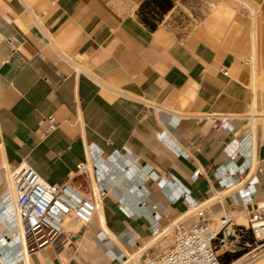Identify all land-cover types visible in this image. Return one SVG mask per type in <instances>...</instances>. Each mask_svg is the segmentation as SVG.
Instances as JSON below:
<instances>
[{"label": "crops", "instance_id": "0c3cea01", "mask_svg": "<svg viewBox=\"0 0 264 264\" xmlns=\"http://www.w3.org/2000/svg\"><path fill=\"white\" fill-rule=\"evenodd\" d=\"M144 1L0 0V264H140L157 250H142L155 214L244 211L236 189L220 195L213 172L226 163L264 198V0H171L155 29ZM217 115L241 120L216 137ZM87 160L90 175L70 182L107 189L93 221L71 223L61 251L26 253L10 234L14 171L26 163L60 183Z\"/></svg>", "mask_w": 264, "mask_h": 264}, {"label": "built area", "instance_id": "2783aa9c", "mask_svg": "<svg viewBox=\"0 0 264 264\" xmlns=\"http://www.w3.org/2000/svg\"><path fill=\"white\" fill-rule=\"evenodd\" d=\"M42 58L45 56L41 55ZM228 74V70L223 71ZM261 116H264V108ZM241 116H212V127L215 136L230 132ZM48 132L57 129L58 124L53 116L43 119ZM92 163L89 160L78 162L76 169L69 173L67 179L60 183L47 182L31 165L22 163L13 173V183L16 197L13 203V224L10 234L15 241H20L25 252H36L41 248L51 246L61 251L70 245L71 217L75 216L82 226H88L93 221L98 200L107 194V189L97 185L94 195L83 194L71 184L77 174L88 177ZM94 164V163H93ZM264 170V163H259ZM199 170L191 175L192 180L199 177ZM154 175L153 172L150 173ZM213 175L222 188H235L244 205L248 223H239L232 214L234 210L224 211L219 217L218 226H214L206 202L189 204L190 210L180 218L162 224V215L155 214L151 223L153 248L159 251L157 255L148 252L145 264H223L217 246L225 247L226 251L243 255L264 248V198H259L254 187L258 183L256 176H249L247 182L239 174L238 168L227 163L217 167ZM93 191V188H92ZM185 197L188 193L182 192ZM170 199L178 196L168 193ZM8 194H4V203L10 204ZM138 214L146 213V209ZM192 214L193 222L188 221ZM17 223V226L15 225ZM172 233L173 243L167 250H162L161 241ZM150 249L152 246L149 247ZM19 258L21 255L19 254ZM16 259H10L12 264Z\"/></svg>", "mask_w": 264, "mask_h": 264}, {"label": "rangeland", "instance_id": "374dc122", "mask_svg": "<svg viewBox=\"0 0 264 264\" xmlns=\"http://www.w3.org/2000/svg\"><path fill=\"white\" fill-rule=\"evenodd\" d=\"M222 214H223V212L221 214H219L218 216L213 217L214 226H218L219 217ZM233 215L235 218H237V216H239V213H236ZM173 238H174V236L170 232L167 235V237L163 241H161L162 250H167L169 248V246H171V244L173 243ZM150 239L151 238H149L147 240V242ZM152 247H153V245H152ZM217 250L221 256L222 261H224V262L229 261L228 262L229 264H232L234 262H235L234 264H264V248H262V250L253 251V252L247 253L245 255H243L242 253L233 254L229 251H226L225 247H222V246H217ZM159 251H161V250H158V249L155 250V255H157L159 253ZM146 258H147L146 254H143L140 264H145Z\"/></svg>", "mask_w": 264, "mask_h": 264}, {"label": "trees", "instance_id": "16d2710c", "mask_svg": "<svg viewBox=\"0 0 264 264\" xmlns=\"http://www.w3.org/2000/svg\"><path fill=\"white\" fill-rule=\"evenodd\" d=\"M171 4V0H145L141 4L138 14L148 27L155 29L160 20L157 16V8L159 7L161 13H163L171 6ZM222 262L223 264H229V261Z\"/></svg>", "mask_w": 264, "mask_h": 264}, {"label": "bare ground", "instance_id": "6f19581e", "mask_svg": "<svg viewBox=\"0 0 264 264\" xmlns=\"http://www.w3.org/2000/svg\"><path fill=\"white\" fill-rule=\"evenodd\" d=\"M237 187V185H233V186H231L228 190H226V191H223V192H221V194L220 195H222L224 192H230L231 190H234L235 188ZM14 200V199H13ZM234 214V213H233ZM239 218L242 220V222H239V223H243L244 222V224H247L248 223V217L245 215V212L243 211V212H241V213H239ZM241 220H239V221H241ZM71 222H72V226H73V229L75 230V231H78V230H80V228H81V224L77 221V219H76V217L75 216H73V217H71ZM246 222V223H245ZM126 234V233H125ZM125 234H123L122 236H119V238L121 239V240H123L124 242L125 241H127V242H129L130 243V241L128 240L129 238V235H126L127 237L125 238ZM14 238V237H13ZM130 239H132V236L130 237ZM12 241H13V239H12ZM136 239L134 240V242H132V243H136ZM153 242H154V239H152V237H151V239L148 241V242H145L143 245H142V250L144 251L146 248H148V247H150V246H152L153 245ZM136 255H133L132 257H135ZM140 262V261H139ZM128 263V262H127ZM235 263V262H234ZM234 263H232V264H234Z\"/></svg>", "mask_w": 264, "mask_h": 264}]
</instances>
